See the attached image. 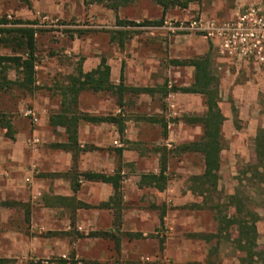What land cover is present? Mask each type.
<instances>
[{
    "label": "rangeland",
    "instance_id": "374dc122",
    "mask_svg": "<svg viewBox=\"0 0 264 264\" xmlns=\"http://www.w3.org/2000/svg\"><path fill=\"white\" fill-rule=\"evenodd\" d=\"M250 6L264 15V0H191L165 13L153 0H134L116 10L95 0H0V19L9 21L0 26H14L11 22L21 19L32 21L28 25L36 29L35 88L26 91L13 84L0 91V114L9 119L13 132L8 136L0 124V257L10 259L8 264H182L208 259L249 264L242 262L233 242L237 226L220 225L234 216L238 199L257 217L253 249L264 253V179L252 168L254 138L264 128V61L232 58L204 32L181 28L194 20L227 19ZM161 18V25L117 24L119 19L138 23ZM12 49L0 41V54H15ZM207 51L219 77L223 114L214 188H202L192 178L203 171L201 154L179 148L201 134V127L186 117L204 112L203 96L162 90L164 85H189L194 68L180 61ZM101 57L110 66L113 83L122 71L125 84L153 91L127 92L120 105L110 92L82 90L77 110L120 117L124 133L120 136L113 123L80 121L79 138L86 150L74 162L70 151L51 146L66 140V134L51 126L48 117L59 110L68 77L78 68H95ZM7 75L21 78L11 67ZM111 130L117 142L105 144L104 132ZM118 147H123L119 156ZM163 153L165 188L139 187L142 173L159 171ZM90 163H107L104 168L113 163L119 173V199H111L112 187L106 200L112 209H104L97 197L89 199L88 207H77L84 194L80 188L68 200L56 198L67 177L82 178L79 173ZM95 231L112 232L119 247L112 237L92 235ZM194 233L217 234L208 241Z\"/></svg>",
    "mask_w": 264,
    "mask_h": 264
},
{
    "label": "trees",
    "instance_id": "16d2710c",
    "mask_svg": "<svg viewBox=\"0 0 264 264\" xmlns=\"http://www.w3.org/2000/svg\"><path fill=\"white\" fill-rule=\"evenodd\" d=\"M28 2V0H24ZM98 3L111 9H118L120 6L133 2L134 0H95ZM156 4L161 6L163 13L172 7H186L191 0H153ZM9 21L6 19H0V23L7 24ZM163 19L159 20H143L142 22H136L132 20L117 21L118 25H161ZM11 23L14 26H0V41L6 45H10L15 54L5 55L0 54V91L10 88L13 84L19 86V88L26 91H33L34 86V74H35V51H36V29L33 26H29L32 21H25L21 19H15ZM119 34H123V31L119 30ZM122 44V43H121ZM22 53H19V51ZM180 64L193 66V80L189 85L183 87L173 86L167 88L164 85L162 88L164 94H168L169 91H182L187 93H198L203 96L205 110L201 115L188 116L186 120L189 123L197 124L201 127V134L198 139L183 143L180 145V149L183 152H197L201 154L203 158V171L199 175L193 176V180L197 182L202 188H214L217 185L218 169L220 166V151L221 145V124L223 121V114L219 107V77L215 73L212 67V58L210 51H207L201 56L194 57L189 60L180 61ZM14 68L21 74V78L14 80L10 79L7 75L8 68ZM82 90H92L94 92L106 91L114 94L121 105L123 98L127 92H152V87L148 86H130L124 83L123 74L121 71L119 82L113 83L110 79V66L106 62L104 57H101L99 64L89 70L83 71L78 68L77 73L70 75L66 85L62 88V99L60 101V108L57 112L49 115L48 122L51 126H61L64 128L66 134V140L62 142L52 143V147L59 148L72 153V160L75 162L77 154L86 150L84 147H80L78 142V125L80 121H86L89 123H101L108 122L117 126L118 133L123 136L124 123L120 117L115 115H93L85 112H79L77 110L78 95ZM0 124L6 127L8 136L12 137V126L4 114H0ZM255 155L256 163L252 166L253 171L264 179V128L258 129L255 138ZM123 147L116 148L118 154H121ZM167 156L165 153L160 156L159 171L158 172H146L142 173L139 178L138 186H150L155 187L158 190H163L166 186L167 175ZM56 173H53V175ZM69 176L68 173H65ZM79 175L92 181H102L110 183L114 189L111 199H119L120 196V183L119 173L106 174L104 172L96 171H82ZM76 176L70 175L71 187L75 192L78 187L76 182ZM68 200L69 198H61ZM235 214L232 218L220 222L221 228H229L231 225H235L238 228L237 235L233 239L238 250L242 255L240 259L242 262L248 261L249 264H253L257 259L262 260L260 264H264V253H258L254 251L253 246L256 241V226L255 221L257 217L249 210L246 209L245 204L241 200H234ZM102 206H108L109 201L101 203ZM89 204L83 201L77 200V207H88ZM118 219L120 218L119 209L116 210ZM250 218V219H249ZM162 219V217H161ZM94 236L112 237L115 240L117 248L119 247V237L110 231H98L91 233ZM128 236H140V233L127 232ZM217 233H194V236L203 238L205 240H211ZM257 255V259L254 256ZM8 258L0 257V264H8ZM66 261L62 260L61 264H65ZM71 264H78L76 261H72ZM155 264V263H147ZM182 264H216L213 260L205 261H188Z\"/></svg>",
    "mask_w": 264,
    "mask_h": 264
},
{
    "label": "built area",
    "instance_id": "2783aa9c",
    "mask_svg": "<svg viewBox=\"0 0 264 264\" xmlns=\"http://www.w3.org/2000/svg\"><path fill=\"white\" fill-rule=\"evenodd\" d=\"M181 28L204 32L232 58L264 61V15L253 6L227 19L194 20Z\"/></svg>",
    "mask_w": 264,
    "mask_h": 264
},
{
    "label": "crops",
    "instance_id": "0c3cea01",
    "mask_svg": "<svg viewBox=\"0 0 264 264\" xmlns=\"http://www.w3.org/2000/svg\"><path fill=\"white\" fill-rule=\"evenodd\" d=\"M235 13L236 12H234L232 14V16ZM103 123H106V122H101V123H97V124H100L101 125ZM57 128L59 130L61 129L62 131H64V128L61 127V126H57ZM80 133H81V131H80V128H79V125H78V142H79L80 147H84V145L81 144V139L79 138ZM104 133H103L104 134V138H105L104 140L105 141L107 140V142L105 144H109V141H111V142H117L116 139H115V135L113 136V134H112V133H115L114 130H111V132H109V133L108 132H104ZM117 133H118V130H117ZM109 134H110V136H109ZM116 153H117V151H116ZM117 155L119 156L120 154L117 153ZM106 164L107 163H105V165ZM105 165H103V167H101V164H100V167H97V166L93 165V163H90V166H88L87 168L84 167L83 169L85 171L90 170V171H96V172H104L106 174H114L115 172H118V171H115V172L113 171V163H112V165L106 166V168H104ZM67 178L69 180L67 179L66 186L63 185L62 188H60V190H58V192L55 194L57 196L56 198H60V197L61 198L62 197L63 198H70L71 196H73V195H71L72 192L74 193V191L71 188V181H70V178L69 177H67ZM76 182L80 183V185L78 184V187H77V190L76 191H79V188L82 191H84V194L81 195L78 200L83 201L85 203H90L91 201L89 199L90 198H93V197H97L99 200L105 202L112 195V185L110 183L102 182V181L86 180V179H83V178L78 179ZM62 184H64V183H62ZM104 209H112V208L106 206V208H104Z\"/></svg>",
    "mask_w": 264,
    "mask_h": 264
}]
</instances>
